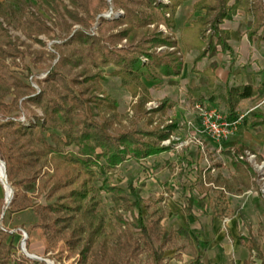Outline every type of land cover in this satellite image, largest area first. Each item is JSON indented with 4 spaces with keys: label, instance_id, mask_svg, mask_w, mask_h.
Returning a JSON list of instances; mask_svg holds the SVG:
<instances>
[{
    "label": "trees",
    "instance_id": "16d2710c",
    "mask_svg": "<svg viewBox=\"0 0 264 264\" xmlns=\"http://www.w3.org/2000/svg\"><path fill=\"white\" fill-rule=\"evenodd\" d=\"M41 1L52 12L60 14L62 9L70 19L80 24L85 22L78 17L76 10L82 9L86 15L98 14L106 3L105 0H68L73 9L71 11L63 2ZM146 1L149 6L170 10L165 21L172 24L173 11L184 0H171L169 5L156 0ZM193 9L204 13L183 27L180 36V43L186 51H198L192 72L197 73V62L218 53H226L230 57V65L234 63L233 50L229 44L230 31L221 27L230 13L242 10L251 16L250 28L245 31L248 41H264V0H197ZM101 20L115 24L121 19ZM4 21V18H0V129L8 136L13 161L23 176L24 189H33L40 179L48 176L42 186L49 200L44 211L53 218L54 234L64 241L70 253L78 256L77 264H87L91 254L104 243L110 244V259L114 263L138 262L142 253H146L153 263H161L168 250L174 248L177 257H181L180 251L187 245L193 254L190 264H205L186 228H166L163 225V214L158 206L164 199L162 196L144 200L143 209L135 214L138 190L132 185L126 190L108 180L102 188L109 195L112 206L108 215L104 216L99 209L101 193L93 185L100 168L112 180L116 169L127 159L140 163L173 148L174 140L167 146L161 143L171 138L179 127L178 121L172 120L161 127L160 120V124L153 125V116L156 113L164 116L171 103L165 99L157 109H145L150 94L142 78L160 86L164 77H179L183 62L178 42L172 35L158 31L156 17L142 25L122 23L120 25L123 26L115 33L105 37L75 33L70 40L87 43L88 52L79 57H86L88 66L71 79L51 68L42 80L49 85V89L40 88L36 91L17 77L12 69V65H17L15 58L19 50ZM26 23L50 31L46 23L33 14ZM150 24L154 26L153 29L147 27ZM123 39L126 44L118 48L116 43ZM157 47H165V50L157 52ZM142 58H146V62ZM7 59H10V63ZM107 66H113L110 75L118 77L132 98H136L131 109L134 116L144 119V125L123 126L112 131L118 104L98 88L104 78L99 68ZM216 67L212 62L200 73L207 78L209 87L214 86L213 72ZM263 94L264 87L260 85L225 86L222 99L228 112L227 119L238 118L236 109L242 100H252ZM196 101L203 102L199 99L192 103ZM30 105L40 109L42 115L31 110ZM23 107L29 113L24 114V120H21ZM248 115L251 118L249 127L255 131V136L264 139V114L249 111ZM247 150L245 145L237 144L223 153L230 158L239 177L249 181V176L254 179L257 174L245 159ZM243 167L245 170L241 173ZM6 174L9 179L8 170ZM196 182L202 185L204 192H193ZM213 182L222 188L215 198L206 193ZM204 184L208 186L204 187ZM224 187L231 189L227 180L212 181L208 178L203 182V173L200 171L195 182L190 183L187 206L183 207V211L191 214L196 205L212 218H225L231 203L222 192ZM15 199L10 202L9 214L16 211ZM3 210L4 203L0 199V223L4 225L6 211L2 214ZM126 214L130 215V220ZM12 236L10 229L0 226V264H10L14 257ZM239 240L249 253V257L241 264H253L251 257L254 255L260 264H264V255L257 239L240 236ZM16 264L42 263L20 255L16 258Z\"/></svg>",
    "mask_w": 264,
    "mask_h": 264
},
{
    "label": "rangeland",
    "instance_id": "374dc122",
    "mask_svg": "<svg viewBox=\"0 0 264 264\" xmlns=\"http://www.w3.org/2000/svg\"><path fill=\"white\" fill-rule=\"evenodd\" d=\"M55 1L63 2L73 11L68 0ZM170 1L156 0L166 5H169ZM196 1H182L173 11L172 24H167L165 21V17L171 13L170 10L163 11L160 7L149 6L146 0H105L106 3L102 6L100 13L92 15H86L82 9L76 10L78 17L84 20V24L70 19L62 9L60 14L52 12L41 0H19L18 2L0 0V18L6 20L5 27L19 50L15 58L17 65H12V69L17 77L36 91L40 88L49 89V85L42 80L51 68L71 79L88 66V59L84 56L79 57L80 54L85 55L88 52L87 43L70 40L73 34L82 32L94 37H105L115 33L123 26L120 25L122 23L142 25L150 18H157L158 31L172 35L178 42L183 66L179 77H164L160 86H155L152 81L142 78L150 94V100L145 104V109L154 110L160 106L162 100L170 101L171 107L167 109L164 116L159 113L153 116V125L160 124V120H162L161 127L172 120L178 121L179 127L172 133L171 138L161 144L167 146L172 140L175 143L170 151L149 157L140 163L127 159L116 169L112 180L108 178L105 170L100 168L93 184L101 193L99 209L104 216H107L112 206L109 195L102 188L108 180L126 190L129 185L138 190L135 197L138 198L137 205L134 207L135 214L139 209H143L144 200L162 196L164 199L158 206L163 214V225L166 228H186L205 264H241L249 257V253L240 243V236H253L257 239L264 255V139H258L255 136V131L249 127L251 118L248 115L249 111L264 114V103L260 104L261 101L264 102V94L253 104H251L252 101H247L238 105L236 109L238 120L233 132L220 142L201 131L194 106L199 101L192 103L191 99L198 95L205 98L211 94L212 102L200 103L208 108H215L227 118L228 112L222 99L225 86L239 85L250 78L251 81L255 80L256 86L264 87V41L257 39L247 41L245 31L250 28L251 16L246 15L242 10L230 13L223 20L221 27L228 29L232 34L229 44L235 61L230 65L231 60L226 53L214 55L217 57L215 61H212L217 65L214 79L218 81H215L212 87L207 86L205 78L197 74H200V69L208 63L197 64V73L192 72L191 68L198 51H186L180 43L182 28L204 13L193 9ZM164 12L168 13L165 15ZM32 14L46 23L50 31L47 32L26 23V20L32 19ZM101 18L121 20L111 24L102 22ZM116 25L118 27L114 28ZM147 27L154 28L151 24ZM116 44L119 48L124 46L126 41L123 39ZM163 50L165 47L156 48L157 52ZM60 56L63 57L60 59ZM142 60L146 62L147 59L142 58ZM7 62L10 63V59H7ZM99 69L104 76L99 82V91L116 100L118 104L112 131L115 132L123 126L144 125V119L134 116L131 109V105L136 103V98H132L121 85L118 77L110 75L114 69L113 66ZM29 108L38 115H42L41 110L33 105ZM28 113V109L23 107L20 119L24 120V114ZM237 144H243L249 149L245 152V159L256 172V178L249 176V181L242 180L232 167L230 158L223 153L224 150ZM0 160L4 163L5 172L8 170L10 175L8 179L6 174L7 182L13 190L10 202L16 198V211L12 214L8 213L9 203L5 210L4 225L0 223V226H5L13 233L14 257L10 264H16V258L20 255L25 256L20 247L25 237V249L28 254L51 259L54 264H77L78 256L70 253L64 241L54 234L53 218L44 211V206L49 200L46 197V189L42 186L48 176L40 179L33 189L23 188V176L13 161L8 136L2 129H0ZM244 170L243 167L241 173ZM200 171L203 173V182L208 178L212 181L215 179L228 181L231 189L224 187L222 191L231 203L225 218H212L208 212L196 205L193 206L191 214L183 211V207L187 206L190 183L195 182ZM209 185L211 189L206 190V193L211 198H215L222 188L214 182ZM206 186L208 185L204 184V187ZM198 190L204 192L205 189L196 182L193 192L197 194ZM0 199L5 207V190L1 183ZM125 216L128 220L131 219L129 214ZM1 218L2 216L0 220ZM109 248L110 244L104 243L91 254L87 264H190L193 259L192 251L185 245L180 251L181 257H177V251L172 248L166 252L161 263H153L146 253L141 254L138 262L114 263L110 259ZM251 260L253 264H260V260L255 255L251 257ZM35 261L45 264L39 260Z\"/></svg>",
    "mask_w": 264,
    "mask_h": 264
},
{
    "label": "built area",
    "instance_id": "2783aa9c",
    "mask_svg": "<svg viewBox=\"0 0 264 264\" xmlns=\"http://www.w3.org/2000/svg\"><path fill=\"white\" fill-rule=\"evenodd\" d=\"M194 106L201 131L206 132L213 140L220 142L232 134L238 118L229 120L223 117L215 108H208L200 102H196Z\"/></svg>",
    "mask_w": 264,
    "mask_h": 264
},
{
    "label": "crops",
    "instance_id": "0c3cea01",
    "mask_svg": "<svg viewBox=\"0 0 264 264\" xmlns=\"http://www.w3.org/2000/svg\"><path fill=\"white\" fill-rule=\"evenodd\" d=\"M231 38H232V34H230V40H229V42H231ZM247 41H248V39H247ZM248 42H250V41H248ZM247 42V43H248ZM240 47V46H239ZM239 47H238V49H239ZM244 47V46H243ZM237 48V47H236ZM194 51H197V50H192L191 52H194ZM240 52V51H239ZM218 55V54H217ZM196 57V56H195ZM215 59H217V57L216 56H214V57H212V58H207V57H205V58H203L202 60H200L199 62H197V64H199V63H201V64H204L205 62L206 63H208V64H204L203 65V67L200 69V71H202V70H204L212 61H215ZM209 61V62H208ZM197 64H196V66H197ZM229 72V71H228ZM227 72V73H228ZM214 73V76H216V70L213 72ZM197 76H201V77H203V78H205V81H206V85L208 86V80H207V78L206 77H204V76H202L201 74H197ZM249 77V76H248ZM200 79V78H199ZM202 80V79H201ZM204 81V80H203ZM215 81H218L217 79H214V82H213V84L215 85ZM255 81V80H254ZM254 81H251L250 80V78H248V81H244L242 84H252L253 86H256V82H254ZM259 86V85H258ZM259 98L260 97H257V98H255V99H252V100H242L240 103H239V105H241V104H243V103H245V102H247V101H252L251 102V104H253V103H255V102H257L258 100H259ZM199 99H202L203 100V102H205V101H209V102H212L213 100V96L211 95V94H209V96H205V98L204 97H202V96H197V97H194L193 99H191V101L193 102V100H199ZM223 103H224V101H223ZM261 103H264L263 101H261L260 102V104ZM174 106V105H173ZM224 106H225V104H224ZM225 108H226V106H225ZM238 109V108H237ZM226 110H227V108H226ZM237 111V110H236ZM238 115V114H237Z\"/></svg>",
    "mask_w": 264,
    "mask_h": 264
},
{
    "label": "water",
    "instance_id": "95a60500",
    "mask_svg": "<svg viewBox=\"0 0 264 264\" xmlns=\"http://www.w3.org/2000/svg\"><path fill=\"white\" fill-rule=\"evenodd\" d=\"M0 164H1V166L4 168V163H3L1 160H0ZM3 176H4V179H5V181H6L7 179H6L5 168H4ZM9 186H10V185H9ZM10 190H11V193L13 194V190H12L11 187H10ZM9 203H10V201H7V199L5 198V207H4V210H3L2 214L5 213V210H6L7 206L9 205ZM25 240H26V237L24 238V240H23V242L21 243V246H20L22 252L24 253V255H25L26 257L32 259V260H39V261L45 262V259H44V258H42V257H38V256H36V255H30V254H28V253L26 252V249H25V242H24Z\"/></svg>",
    "mask_w": 264,
    "mask_h": 264
},
{
    "label": "bare ground",
    "instance_id": "6f19581e",
    "mask_svg": "<svg viewBox=\"0 0 264 264\" xmlns=\"http://www.w3.org/2000/svg\"><path fill=\"white\" fill-rule=\"evenodd\" d=\"M3 172H4V168L0 164V183L2 184L5 190V198L7 199V201H10V198L12 197V193H11L10 186L7 180L5 181L4 179ZM44 259H45V262H44L45 264H54L53 261L46 259V258Z\"/></svg>",
    "mask_w": 264,
    "mask_h": 264
}]
</instances>
